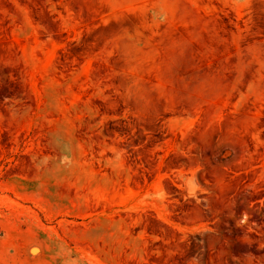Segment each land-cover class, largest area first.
Listing matches in <instances>:
<instances>
[{
    "label": "rangeland",
    "instance_id": "obj_1",
    "mask_svg": "<svg viewBox=\"0 0 264 264\" xmlns=\"http://www.w3.org/2000/svg\"><path fill=\"white\" fill-rule=\"evenodd\" d=\"M0 264H264V0H0Z\"/></svg>",
    "mask_w": 264,
    "mask_h": 264
},
{
    "label": "bare ground",
    "instance_id": "obj_2",
    "mask_svg": "<svg viewBox=\"0 0 264 264\" xmlns=\"http://www.w3.org/2000/svg\"><path fill=\"white\" fill-rule=\"evenodd\" d=\"M167 37H169V36H167ZM162 41H163V40H162ZM166 43H167V42H166ZM140 54H141V53H140ZM140 54H139V55H140ZM164 54H165V53H164ZM147 57H148V56H147ZM150 59H151V58H150ZM150 59H149V60H150ZM127 61H128V60H126V62H127ZM133 61H135V60H133ZM152 62H153V61H152ZM133 63H134V62H133ZM136 63H137V62H136ZM152 64H153V63H152ZM138 65H139V64H138ZM150 65H151V64H150ZM133 66H134V65H133ZM136 66H137V65H136ZM136 66H135V67H136ZM148 67H149V66H148ZM146 69H148V68H145V69H144L145 72H146ZM150 69H151V68H150ZM153 69H154V68H153ZM151 70H152V69H151ZM154 70H156V68H155ZM148 71H149V70H148ZM86 74H87V73H86ZM155 75H156V74H155ZM166 81H167V80H166ZM170 82L172 83L173 81H170ZM176 84H177V83H176ZM170 85L172 86L173 84H170ZM173 87H174V86H173ZM168 89H169V88H168ZM171 91H172V90H171ZM206 97H207V96H206ZM204 98H205V97H204ZM173 100H174V98H173ZM173 100H172V101H173ZM216 100H217V99H216ZM204 101H205V100H204ZM210 105H211V104H210ZM169 106H170V105H169ZM199 106H200V105H199ZM204 106H205V105H204ZM206 106H207V105H206ZM205 108H206V107H205ZM187 124L191 125V122H187ZM187 124H186V125H187Z\"/></svg>",
    "mask_w": 264,
    "mask_h": 264
}]
</instances>
